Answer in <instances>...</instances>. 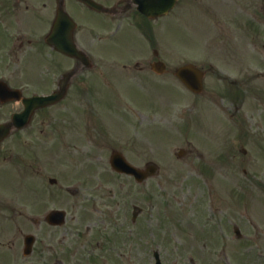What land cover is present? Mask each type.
Here are the masks:
<instances>
[{
	"label": "rangeland",
	"instance_id": "1",
	"mask_svg": "<svg viewBox=\"0 0 264 264\" xmlns=\"http://www.w3.org/2000/svg\"><path fill=\"white\" fill-rule=\"evenodd\" d=\"M228 2V8L236 12L239 5L241 12L231 15L220 8L209 24L205 19L177 24L171 17L161 31V58L170 70L186 63L213 66L200 96L172 73L158 77L151 69L133 68L151 56V47L130 31L136 29L125 32L127 21L120 31L119 22L94 31L95 38L101 34L104 39L91 41V49L84 35L93 26L78 32L96 67L75 80L63 103L40 112L32 130L17 135L32 141L38 155L49 148L52 152L43 160L30 158L28 169L0 167L1 175L8 173L0 185L12 188L8 199H16L21 213L66 210L68 225L82 221L84 236L105 238L107 247L101 251L107 259L98 264H153L155 250L166 264H264V25L254 29L243 10L253 8L249 1ZM80 8L68 0L67 9L81 23L85 14ZM54 12V0H0V36L7 39L9 31L20 39L8 79L17 77L12 84L26 85L28 94L56 88V80L75 64L57 53L50 56L45 45ZM116 33L120 41L108 42ZM2 41L0 47L9 45ZM1 56L2 51L0 75L6 61ZM124 64L129 71L122 69ZM231 104L242 106L250 131L246 139L225 140L228 121L220 111ZM16 110V103L0 106V121ZM64 121L71 130L61 137L63 127L54 126ZM113 149L142 168L156 163L157 174L142 184L120 176L110 166ZM181 149L187 153L180 158ZM50 178L58 183L50 184ZM79 185L76 193L66 189ZM135 206L142 212L134 222ZM42 225L37 232L43 240L46 236L43 242L61 250L57 245L64 228L51 229L47 240L50 229ZM235 225L247 239L237 240ZM93 238L84 241L91 244ZM56 258L63 256H53L52 263ZM78 258L88 264L85 252ZM36 262L50 264L38 257Z\"/></svg>",
	"mask_w": 264,
	"mask_h": 264
},
{
	"label": "flooded vegetation",
	"instance_id": "2",
	"mask_svg": "<svg viewBox=\"0 0 264 264\" xmlns=\"http://www.w3.org/2000/svg\"><path fill=\"white\" fill-rule=\"evenodd\" d=\"M54 1L55 17L58 0ZM97 1L108 7L111 12L106 14L82 9V12L85 14L84 18L86 23L88 22V25L93 26V30L91 32L89 31L90 34H87L85 32L84 35V38L87 39V44H89L88 47L90 48L91 41L96 42L97 38L100 37V35H97L95 38L93 36L94 31L96 33V31H101L104 25L113 26L117 22H119V25L122 26L123 23L127 21L126 29H136L134 30L136 34L141 37V39H144V42L152 48L151 56L147 58H141L140 61L134 62L133 68H135V70L138 72H148V69H152L153 64L161 60L159 47L162 44L161 31L163 32L166 18L175 16L174 20L175 23H177L182 20V17H184L183 21L187 24L188 22L196 23L201 22V20L204 18L215 17L214 15L218 14V11H221L220 8H224L225 11L226 9L229 10L230 12H232L231 15H238L241 12L239 5L236 6V12L232 10L235 7L228 8L227 6L230 4V2L225 4L224 1L226 0H177L175 8L167 16L149 19L146 15L140 12V10L138 9V5L134 4L133 0ZM244 1H249L248 3L253 7L251 10H245L242 6V9L244 10V12H246L247 15L251 16V23L254 25V29L256 27V24L259 26L264 25V17H262L261 15V13L264 11V0ZM87 17H92L94 22L89 21ZM53 22L54 18L51 23L53 24ZM259 33L260 30L258 29V34ZM114 42H118L117 38H115ZM79 46L86 50L87 53H89L87 47L83 46L81 43L79 44ZM51 55L53 54L51 53L50 56ZM95 67L96 66H94L93 68ZM122 69L129 71V66L127 64H124L122 66ZM14 78L17 77L13 76V81ZM61 79L62 74L56 80V88L51 89L50 92L58 88ZM75 80L76 78H74V80L72 81L71 86L74 85V83L76 82ZM24 86L21 87V85H17L15 87L26 91L27 86ZM0 106L3 107V105L1 104ZM221 112L228 120H230L231 123L230 125L226 126L225 140H241V138L245 135V132L243 130L245 115L240 110V107L238 105L222 107ZM36 116L37 113L35 117ZM35 117L30 122V125L32 124V127L30 129L19 131V133L11 138H14V140L10 139L8 142H4L0 145V167L14 164L16 166L20 165L22 169H28L25 168V165L29 163L28 160L30 161V158L36 159L38 157H42L41 160H43L45 157L47 158V156H45L47 154V151L50 153L52 152V148H49L48 150H45V153L41 152L38 155L37 152H35L37 148L32 141L27 142L22 136H17L21 133H27L34 128ZM54 127H63L61 137L63 136L64 131L68 135V129L71 130L69 126H65V121L61 124V126L55 125ZM13 141L16 142L15 145H13ZM57 155L58 157H60L61 153H57ZM7 175L8 173L5 175L0 174V177L2 178V180L5 178L6 181L8 180ZM49 182H51L50 179ZM10 191H12V188H10L9 186L5 187V185H0V264H36L37 257L39 259V262L41 263L44 261L46 263L50 262V264H82L83 260L78 258V255L80 253L81 255H83L84 252L88 255V264H98L102 260L106 261L107 256H104V254L107 247V242L105 241V238L103 236L98 233H91L89 236H84V232L81 231V225H83L82 221L78 222L76 225L70 226L66 223L63 226L54 227L51 224L47 223V220L44 217L37 218L36 215H25L20 212L19 205L14 204V202L16 201L15 198L8 199V192ZM5 198H7L8 200H6ZM42 224H45L50 229V231L47 233V240H50L49 235L52 236L50 233L51 229L53 230L64 228V236L57 245L61 248V250H59L60 252L54 249V246L50 242H43L46 236L43 240L41 238L43 234L39 235L37 232L38 230H42L43 227H45ZM88 231H91L90 228H88ZM93 234L94 238L92 239L93 241L91 242V244L85 243L84 237L88 238ZM30 236H34L35 238L33 239V247L31 249V253L28 254L26 253V251L28 252V250H30V245L28 246L27 238ZM106 240L109 241L110 238H106ZM41 244L44 248H39ZM103 248H105L104 251H101ZM53 256H63V259L56 258L55 263H52L51 258Z\"/></svg>",
	"mask_w": 264,
	"mask_h": 264
},
{
	"label": "water",
	"instance_id": "3",
	"mask_svg": "<svg viewBox=\"0 0 264 264\" xmlns=\"http://www.w3.org/2000/svg\"><path fill=\"white\" fill-rule=\"evenodd\" d=\"M166 11V10H165ZM69 24V27L71 26V21L69 16L65 13L64 8H61L58 12L57 21L54 26V34L51 35L48 38L49 43H55L56 47L69 54L70 56H74L77 58H81V54L78 52L76 45L74 44L72 37H71V28L69 29V33H67V40L65 46L62 45V42L64 40L61 38L62 35H64L65 32H62V28ZM67 29V27H66ZM162 69H164V65H161ZM176 76L182 80V82L193 92L195 93H201L203 91L204 85H203V78L204 73L199 70L195 65H185L176 70ZM6 94L9 95V98L14 97V93H11L9 89L5 88ZM63 92H59L56 96L51 97V99H47L48 101H41V100H32L28 99L26 101V104L28 106V111L25 112L23 115L24 120L28 121L31 113L34 111V109L41 105H46L50 103H54L58 100H60L63 97ZM45 100V99H44ZM17 116V117H21ZM21 123L13 122V124H7L0 126V142L5 139L11 132V128L13 126L19 127ZM112 166L118 170L123 171L128 174L135 175L138 179L141 177H145V173L142 174L141 171L134 168L130 164L126 162V160L119 154H115L114 157L111 160ZM49 221L52 224H61L64 222V212H53L51 216L49 217ZM160 264V263H158Z\"/></svg>",
	"mask_w": 264,
	"mask_h": 264
}]
</instances>
